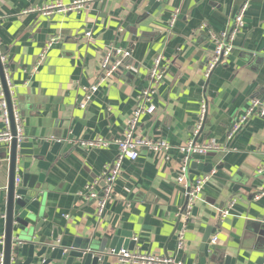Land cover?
<instances>
[{
    "label": "crops",
    "instance_id": "obj_1",
    "mask_svg": "<svg viewBox=\"0 0 264 264\" xmlns=\"http://www.w3.org/2000/svg\"><path fill=\"white\" fill-rule=\"evenodd\" d=\"M72 1L0 0V56L6 58L4 69L12 85L11 101L19 111L22 137L33 143L44 139L65 144L43 182L35 183L43 190L42 215L47 217L40 236L49 230L50 239L64 249L96 247L121 237L117 250L129 249L124 242L135 238L132 250L176 256L182 264H264V195L252 199L257 192L264 193V175L257 174L264 165L260 152L264 117H251L227 138L250 101H264V0L250 1L231 55L207 81L203 72L214 50L208 32L227 29L244 0H156L153 8L148 0H107L79 12L48 17L24 12ZM175 10L177 19L170 27ZM52 38L57 44L40 60ZM116 49L129 52L130 58L109 79L100 81L104 76L101 58ZM159 55L167 69L153 96L155 113L140 118L138 134L163 139L170 149L160 155L143 150L136 161L124 160L115 200L99 218L96 201L89 194L99 196L102 185L86 187L114 161V141L140 104V93L150 84L149 69ZM97 83V92L80 109L84 89ZM203 100L206 119L193 142L213 143L219 150L193 157L188 164V171L191 162L209 165L214 175L194 201L183 250L176 252V233L183 228L178 214L198 177L187 172L185 185L176 183L182 163L178 148L192 138ZM96 139L108 146L92 149L77 143ZM8 151L9 145L0 147V153L8 155ZM29 162L17 161L15 179L22 182L28 170L31 175L40 173L33 161L28 169ZM8 173V161H1L0 255ZM233 199L231 214L220 222V210ZM213 235L217 242L209 244L205 256L203 240ZM102 264L122 263L107 255Z\"/></svg>",
    "mask_w": 264,
    "mask_h": 264
},
{
    "label": "built area",
    "instance_id": "obj_2",
    "mask_svg": "<svg viewBox=\"0 0 264 264\" xmlns=\"http://www.w3.org/2000/svg\"><path fill=\"white\" fill-rule=\"evenodd\" d=\"M107 0H73L69 4L62 3H52L45 5L37 10L24 11V12H37L42 16L48 17L55 14H68L72 12L82 11L89 6L102 3ZM251 0H244L243 4L239 8L237 14L233 17L230 26L218 33L209 31L208 36L209 40L214 44V50L209 61L205 64V69L203 72V77L207 81L215 68L225 61L232 53L233 45L235 38L238 36L242 28L244 27V17L249 7ZM178 11L175 10L172 13V16L169 21V26L172 27L177 19ZM1 21V16H0ZM86 37L89 36V33L85 34ZM57 39H50L44 51L40 55V60L42 59L44 53L48 51L53 45L57 44ZM130 58V53L120 49L114 51L106 52L100 61V70L103 73V78H100V81L109 79L115 72L122 68L124 61ZM162 56H157L153 60L152 67L149 69V78L150 84L140 93V104H138L135 111L125 122L124 129L119 139L114 141V144L117 147V155L112 162L111 166L100 176L98 179L93 182L92 185H88L86 188L89 190L95 184L102 185V191L98 196L96 193L89 194V199H94L96 201V215L101 218L105 212L106 206L115 200V185L116 181L119 178L122 163L124 160L136 161L140 153L145 150L153 155H160L167 152L170 149V145L163 139H145L138 134L139 120L144 115H153L155 113V105L153 104V96L156 91V87L160 84L163 79L167 65H163ZM6 58L0 56V65L3 67L4 81L10 97L13 95L12 85L9 81L6 71H5ZM98 90V83L89 86L84 89V96L82 101L78 104L80 109L86 108L88 103L91 101L93 95ZM12 107V118L15 127V139L17 143L24 141L22 137L21 129V119L17 106L11 102ZM207 114V104L203 100L200 103L198 113L196 115L195 125L192 131V138L185 145L178 148L179 152L182 154V163L179 167L178 176L176 178V183L180 186H184L186 183L185 177L188 172V164L193 157L204 156L210 152L219 150V147L213 143L201 144L198 145L193 142L194 138L197 137L204 126V122ZM264 117V101L252 100L250 101L247 108L241 112L236 121L233 123V126L228 133L227 138L231 139L240 128L251 118V117ZM0 122L3 125V128L0 130V147L3 145H9L13 137L11 135L10 129V114L5 98V93L3 89V83L0 75ZM83 147L90 148H105L108 146V142L102 139H96L95 141H85L77 142ZM260 152L264 155V148H261ZM257 174L264 175V165L258 169ZM214 172H208L202 174L196 178L194 183L186 194L187 203L183 209V212L178 214V218L183 221V228L176 233V252L183 250L184 245V235L186 233L187 223L192 218V211L194 208V201L197 199L199 194L203 191L204 187L208 181L212 178ZM16 186L20 184L19 179H15ZM264 195L263 192H257L252 199L254 201L259 200ZM235 205V199L230 200L225 208L220 210L219 220L222 222L226 217H228ZM135 242V238H133ZM217 237L213 235L210 243L212 245L216 244ZM106 255L116 257L119 263L122 264H182L181 261L176 259V256H160L153 253L142 254L134 250L129 249H109L106 252ZM0 264H3V257L0 255Z\"/></svg>",
    "mask_w": 264,
    "mask_h": 264
},
{
    "label": "water",
    "instance_id": "obj_3",
    "mask_svg": "<svg viewBox=\"0 0 264 264\" xmlns=\"http://www.w3.org/2000/svg\"><path fill=\"white\" fill-rule=\"evenodd\" d=\"M155 1L148 0L149 7H152ZM0 75L10 114V129L13 137L9 144L8 155L6 152L0 153V163L8 161L9 168L6 187L3 264H102L104 258L107 257V250L115 248L117 250L122 237L105 243L99 242L96 247H73L72 249H64L55 245L50 239L49 230L44 231L42 236L44 239H41L40 230L47 217L42 215L44 204L43 195L41 196L40 192L43 190L37 188L35 183L43 182L47 168L53 163L54 157L60 154L65 144L44 139L36 140L35 143L28 140L17 143L11 112L12 101L4 81L2 65H0ZM75 135L76 130L73 132V136ZM40 158L43 159L40 160ZM17 161L21 163L30 161L27 165L28 169H32V161L35 162L34 169H39L40 173L31 175L29 170L26 171L22 182L15 186ZM209 170V165L191 162L188 172L200 176L208 173ZM132 242L134 241L132 240ZM132 242L125 241L124 245L129 244V250H132ZM209 244V238L203 240L201 250L205 256L208 255Z\"/></svg>",
    "mask_w": 264,
    "mask_h": 264
},
{
    "label": "bare ground",
    "instance_id": "obj_4",
    "mask_svg": "<svg viewBox=\"0 0 264 264\" xmlns=\"http://www.w3.org/2000/svg\"><path fill=\"white\" fill-rule=\"evenodd\" d=\"M21 182V181H20ZM16 186V185H15Z\"/></svg>",
    "mask_w": 264,
    "mask_h": 264
}]
</instances>
